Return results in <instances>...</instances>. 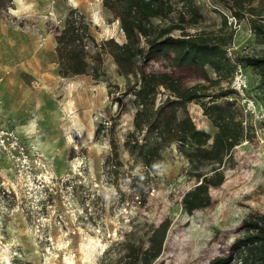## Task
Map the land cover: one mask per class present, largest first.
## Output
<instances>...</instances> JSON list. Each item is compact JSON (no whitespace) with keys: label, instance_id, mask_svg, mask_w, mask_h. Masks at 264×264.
I'll use <instances>...</instances> for the list:
<instances>
[{"label":"rangeland","instance_id":"1","mask_svg":"<svg viewBox=\"0 0 264 264\" xmlns=\"http://www.w3.org/2000/svg\"><path fill=\"white\" fill-rule=\"evenodd\" d=\"M196 1L203 16L190 32L217 31L225 17L226 29L234 30L227 47L232 68L208 85L207 92L219 97L204 100L216 106L205 110L193 100L178 105V141L160 150L138 203L123 178L125 171L144 170L122 146L136 108L133 95L122 93L126 78L107 54L97 79L62 76L51 50L56 28L72 10L84 14L96 42L124 41L119 23L101 0H0V132L13 131L27 157L23 162L16 150L0 146V264H125L129 247L136 248V264H207L230 250L244 218L264 211V92L258 70L239 57L264 55V43L256 41L246 14L238 19L220 0ZM137 39L145 44L143 36ZM87 49L94 51L91 44ZM237 64L246 80L243 94L233 86ZM144 69L160 74L144 104L148 112L173 97L166 85L208 84L189 58L172 50L156 54ZM108 82L118 85L111 96ZM226 102H232L229 108ZM214 140L224 144L211 147ZM114 152L117 180L108 163ZM215 169L223 180L208 185L209 203L188 212L182 195ZM157 240L160 251L151 255Z\"/></svg>","mask_w":264,"mask_h":264},{"label":"trees","instance_id":"2","mask_svg":"<svg viewBox=\"0 0 264 264\" xmlns=\"http://www.w3.org/2000/svg\"><path fill=\"white\" fill-rule=\"evenodd\" d=\"M232 14L240 19L247 15L251 32L258 42L264 43V0L252 5L254 0H220ZM177 2L180 5L177 6ZM101 5L109 11L113 20H118L124 34V41L118 42L113 37L96 42L90 34L84 14L72 10L64 24L56 28L54 35L55 53L62 76L90 74L93 79L103 75L101 63L104 55H109L116 65L118 74L126 78L123 94H132L135 111L132 117L133 128L128 129L122 140L123 149L133 162L139 163L144 170L137 174L125 171L124 181L131 192L142 202L150 187V174L156 171L161 161L160 150L177 142L175 124L178 121L177 107L180 103L193 100L205 110L216 106L208 104L204 99L213 96L207 92L208 85L218 83L223 73L232 68L231 57L227 47L231 46L234 30L226 29V18L217 31L199 29L190 32L201 20L203 14L196 0H101ZM176 12V18L171 14ZM158 18L164 23L154 24L152 19ZM173 30H179L177 35ZM138 35L144 37L141 44ZM91 44L93 53L87 49ZM172 50L176 55L189 58L195 65L197 73L206 79L207 85L197 87L173 88L166 85L173 97H167L157 103L153 112H148L144 104L155 91L160 74L145 71V64L156 54ZM240 55V54H239ZM240 60L256 68L259 73L258 88L264 92V55L241 54ZM91 59V61L88 60ZM209 65L216 76L211 78L205 68ZM105 76V75H104ZM129 77L133 80L130 81ZM117 84L107 83V94L112 95ZM120 102V96L114 98ZM211 101H214L212 98ZM232 102H226L229 108ZM223 141L214 140L211 147L223 145ZM108 159L111 174L116 180L119 177L120 165L117 155ZM223 175L215 169L213 174H203L200 181L182 195V203L188 212L209 203L208 185H218ZM243 233L236 236L225 254L212 257L207 264H264V211L250 215L242 220ZM155 239V238H153ZM161 240L151 247V255L160 251ZM137 251L129 247L126 251V263L136 264Z\"/></svg>","mask_w":264,"mask_h":264},{"label":"built area","instance_id":"3","mask_svg":"<svg viewBox=\"0 0 264 264\" xmlns=\"http://www.w3.org/2000/svg\"><path fill=\"white\" fill-rule=\"evenodd\" d=\"M229 22L235 24L236 19L234 16L229 17ZM234 89L236 92L243 94L245 88H246V80L242 73V69L240 64H237V67L234 70ZM248 107H254L253 100H248ZM248 109V108H247ZM264 116V112H263ZM0 146L4 147V149H13L16 150L18 153V157L21 158L23 162H26L27 157L24 153V146L19 142L17 135L11 131L8 130L6 132H0Z\"/></svg>","mask_w":264,"mask_h":264},{"label":"crops","instance_id":"4","mask_svg":"<svg viewBox=\"0 0 264 264\" xmlns=\"http://www.w3.org/2000/svg\"><path fill=\"white\" fill-rule=\"evenodd\" d=\"M53 48H54V44H53V47H52V49H51V50H53V51H54V49H53ZM50 52H51V51H50Z\"/></svg>","mask_w":264,"mask_h":264},{"label":"bare ground","instance_id":"5","mask_svg":"<svg viewBox=\"0 0 264 264\" xmlns=\"http://www.w3.org/2000/svg\"><path fill=\"white\" fill-rule=\"evenodd\" d=\"M116 22H118V20H116Z\"/></svg>","mask_w":264,"mask_h":264}]
</instances>
